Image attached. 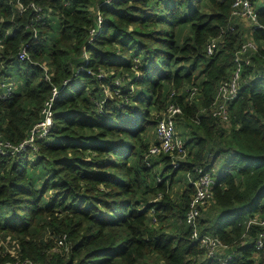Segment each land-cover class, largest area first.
Wrapping results in <instances>:
<instances>
[{
  "label": "trees",
  "instance_id": "obj_1",
  "mask_svg": "<svg viewBox=\"0 0 264 264\" xmlns=\"http://www.w3.org/2000/svg\"><path fill=\"white\" fill-rule=\"evenodd\" d=\"M252 1L245 26L234 0H0V264H264L250 225L264 217V0ZM239 64L223 120L214 101ZM171 105L178 168L149 154ZM200 169L215 182L196 238ZM208 236L226 248L209 256Z\"/></svg>",
  "mask_w": 264,
  "mask_h": 264
},
{
  "label": "built area",
  "instance_id": "obj_2",
  "mask_svg": "<svg viewBox=\"0 0 264 264\" xmlns=\"http://www.w3.org/2000/svg\"><path fill=\"white\" fill-rule=\"evenodd\" d=\"M232 15L236 18H240L245 22H248L251 26L255 25L258 20V13L253 5L252 0H234L232 6ZM215 48V42H211L208 45L207 51L210 55L213 54ZM248 49H255L253 41L246 42L242 47V52ZM22 58L24 55L22 54ZM240 58L237 59L239 61ZM241 75L240 64L235 72V75L230 81L223 82L218 90L214 101V115L220 117L223 120H227L229 104L235 100L238 96L239 91V79ZM12 92V87L8 86L6 93L3 95L6 99L7 96ZM55 95L57 94L54 91ZM181 113V110L177 106L171 105L166 113H163L162 119L157 124V137L158 144L151 147L149 150L150 155L168 154L175 160L176 158L183 159L186 156L185 143L181 137L177 135L175 120L176 116ZM51 124V114H47V119L44 123H41L40 128L44 129L45 132ZM2 145V144H1ZM173 165L175 168L180 166L179 161H174ZM200 176L193 184L196 188V195L193 197L190 203V209L186 216V224L193 229V237H198V224L199 218L201 217L202 210L209 205V201L213 196V184L214 178L213 173L208 171L198 170ZM257 224L261 227V232L257 240V248L263 246L264 240V217L262 219L257 216L250 222V225ZM66 241V236H62L58 240V247H63ZM203 244L209 248V256H214L217 248L225 249L226 247L220 240L213 237H206L203 240ZM220 260V259H219ZM222 264H227V259L221 260Z\"/></svg>",
  "mask_w": 264,
  "mask_h": 264
},
{
  "label": "rangeland",
  "instance_id": "obj_3",
  "mask_svg": "<svg viewBox=\"0 0 264 264\" xmlns=\"http://www.w3.org/2000/svg\"><path fill=\"white\" fill-rule=\"evenodd\" d=\"M240 21H242L243 23L242 24H244L245 26H249L250 24L248 23V22H245V21H243L242 19L240 20ZM177 133H179V135H180V130H177ZM149 136L152 138V139H155V131H150L149 132ZM157 139H158V137H157ZM153 147V146H152ZM212 173H213V178H214V181H215V177H214V171H211ZM178 189V187L176 188V190ZM260 204L261 205H264V199L260 202ZM5 245H6V249L7 250H9L10 252H14V250H13V247L10 245V244H6V243H4ZM58 250H61L60 249V247H57V248H55L54 249V252H58Z\"/></svg>",
  "mask_w": 264,
  "mask_h": 264
}]
</instances>
